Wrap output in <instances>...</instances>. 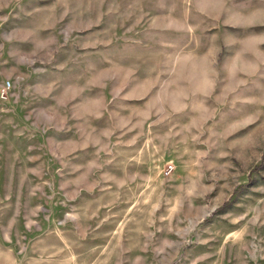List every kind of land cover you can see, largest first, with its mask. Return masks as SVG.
Here are the masks:
<instances>
[{
    "label": "rangeland",
    "instance_id": "obj_1",
    "mask_svg": "<svg viewBox=\"0 0 264 264\" xmlns=\"http://www.w3.org/2000/svg\"><path fill=\"white\" fill-rule=\"evenodd\" d=\"M6 81L0 264H264V0H0Z\"/></svg>",
    "mask_w": 264,
    "mask_h": 264
},
{
    "label": "built area",
    "instance_id": "obj_2",
    "mask_svg": "<svg viewBox=\"0 0 264 264\" xmlns=\"http://www.w3.org/2000/svg\"><path fill=\"white\" fill-rule=\"evenodd\" d=\"M9 88H10V82L6 81L1 88L0 95L3 97L6 96ZM172 169H173V164L172 163L167 164L165 168V173H169Z\"/></svg>",
    "mask_w": 264,
    "mask_h": 264
}]
</instances>
